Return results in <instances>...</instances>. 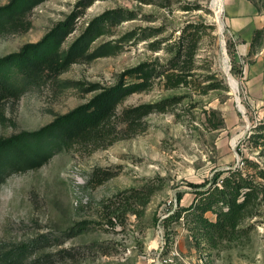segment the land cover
Instances as JSON below:
<instances>
[{"label":"rangeland","instance_id":"rangeland-1","mask_svg":"<svg viewBox=\"0 0 264 264\" xmlns=\"http://www.w3.org/2000/svg\"><path fill=\"white\" fill-rule=\"evenodd\" d=\"M10 1L0 0V7ZM90 1L44 0L0 31L1 58L68 19L74 27L65 49L96 16L109 10L125 14L89 51L106 43L119 48L74 62L18 98L0 101V139L39 129L87 103L142 62L168 63L183 30L195 24L202 30L192 80L169 89L157 79L151 88L130 94L118 107L120 129L124 108L173 95L181 99L165 112L145 116L136 132L122 130L106 147L76 144L39 167L0 171V264H8L13 247L38 238L21 264H264L263 197L242 232L215 247L190 229V217L167 221L193 203L200 186H210L230 169L251 174L253 164L264 167V36L263 46L248 54L254 31L252 37L243 35L229 20L243 19L255 7L248 28L264 26V0ZM212 74L229 90L209 89ZM94 84L98 88L91 91ZM211 110L224 119L217 129L208 124ZM99 171L111 175L98 183L93 178ZM206 216L216 219L211 211Z\"/></svg>","mask_w":264,"mask_h":264},{"label":"trees","instance_id":"trees-1","mask_svg":"<svg viewBox=\"0 0 264 264\" xmlns=\"http://www.w3.org/2000/svg\"><path fill=\"white\" fill-rule=\"evenodd\" d=\"M42 1L44 0H11L7 5L0 7V31L17 22L26 11ZM123 15V10H109L96 16L86 30L65 49L63 43L74 27L71 19H68L38 42L27 43L18 52L1 57L0 101L18 98L27 87L38 85L44 79L58 75L74 62L103 56L119 48L117 43H106L89 51L92 42L106 33L120 18L125 17ZM201 30L202 27L195 24H190L184 29L175 46L171 48L175 52L168 63L142 62L125 70L114 85L99 91L87 103L58 115L39 129L22 131L0 139V171L39 167L56 151L70 149L76 144L93 148L106 147L120 137L122 130L129 135L136 132L143 118L150 113L170 109L179 102L180 96L173 95L155 102L124 108L120 116L125 124L123 129L119 128L115 119L119 105L130 94L151 88L157 79H162L169 89L190 83ZM263 36L264 26L254 29L248 54H254L256 48L263 46L260 41ZM230 53L235 66V50L231 48ZM207 77L212 80L207 86L209 89L229 90V86L224 85L217 76L212 74ZM97 88L94 84L90 90ZM208 124L217 129L224 124V119L217 110H211ZM260 134L264 141V124ZM246 162L248 165L252 163L250 160ZM253 166L255 170L251 174L239 168L230 169L219 180L210 183V186H200L201 188L196 190L193 203L175 210L167 221L179 220L183 214L187 218L190 217V229L197 237L214 247L223 240L240 234L243 230L241 225L252 214L254 204L264 198V182H257L253 177L264 180V167L257 164ZM110 175L109 171L104 174L99 171L93 180L102 183ZM209 211L216 214L215 220L206 216ZM38 243L40 238L16 245L7 254V263L21 264Z\"/></svg>","mask_w":264,"mask_h":264},{"label":"crops","instance_id":"crops-1","mask_svg":"<svg viewBox=\"0 0 264 264\" xmlns=\"http://www.w3.org/2000/svg\"><path fill=\"white\" fill-rule=\"evenodd\" d=\"M236 2V1H235ZM235 4H238V3H235ZM239 5V4H238ZM244 6H245V8H247L248 6H247V4H244ZM252 7H253V5H252ZM238 8H239V6H238ZM237 8V9H238ZM234 6H231V10L230 11H232V12H234ZM248 9V8H247ZM257 9V8H256ZM249 11H248V15L247 16H245L243 19H237V20H235V18H237V17H235V15H233L232 17H230V21H233L232 23L233 24H235L236 25V27H238L239 28V31L243 34V35H251V37H252V32L254 31V29H256V28H260V27H263V26H259V27H251V28H248L249 27V25H251V23L253 24L254 22H255V15L253 14V13H258V12H256L257 10H255V7H253V8H250V9H248ZM231 12V13H232ZM245 33V34H244ZM247 39V38H246ZM251 42V41H250ZM250 42L248 43V45L250 46Z\"/></svg>","mask_w":264,"mask_h":264},{"label":"bare ground","instance_id":"bare-ground-1","mask_svg":"<svg viewBox=\"0 0 264 264\" xmlns=\"http://www.w3.org/2000/svg\"><path fill=\"white\" fill-rule=\"evenodd\" d=\"M231 83L234 88H237V82L235 81V79H232Z\"/></svg>","mask_w":264,"mask_h":264}]
</instances>
